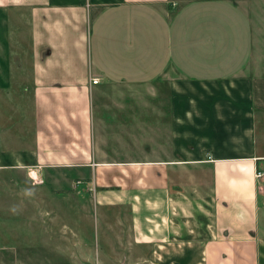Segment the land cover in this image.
<instances>
[{"label":"crops","instance_id":"0c3cea01","mask_svg":"<svg viewBox=\"0 0 264 264\" xmlns=\"http://www.w3.org/2000/svg\"><path fill=\"white\" fill-rule=\"evenodd\" d=\"M260 170L264 23L234 0H0L8 209L49 184L130 212L116 264H264Z\"/></svg>","mask_w":264,"mask_h":264},{"label":"rangeland","instance_id":"374dc122","mask_svg":"<svg viewBox=\"0 0 264 264\" xmlns=\"http://www.w3.org/2000/svg\"><path fill=\"white\" fill-rule=\"evenodd\" d=\"M234 1L255 22L264 23V0ZM53 189L49 184L31 186L27 212L23 206L21 211H16L0 202V208L5 210L0 211V239L13 238L10 239L12 249L20 256L28 254V261L24 260L26 264L50 263V258H55L58 264H116V255L110 251L111 247L117 246L113 236L120 228V237L125 239L124 251L131 247L130 212L119 207L110 214L106 224L104 208L97 205L94 196L88 195L81 200L70 196L64 200L63 193ZM0 198L4 202L9 199L8 196ZM15 216L17 218L13 220ZM16 238L20 244H16ZM33 253L37 255L32 256ZM57 254H60L59 259ZM67 254L74 258L68 259Z\"/></svg>","mask_w":264,"mask_h":264},{"label":"built area","instance_id":"2783aa9c","mask_svg":"<svg viewBox=\"0 0 264 264\" xmlns=\"http://www.w3.org/2000/svg\"><path fill=\"white\" fill-rule=\"evenodd\" d=\"M100 83V80L95 78V79H92L91 80V84L94 86V85H98ZM256 177L257 178H264V171L260 170V171H257L256 173ZM33 180V183L34 185H42L43 184V179L39 178V177H33L32 178ZM82 183L79 181V182H76V188L79 187ZM91 192H93V194H96V189L95 188H92L90 190Z\"/></svg>","mask_w":264,"mask_h":264}]
</instances>
